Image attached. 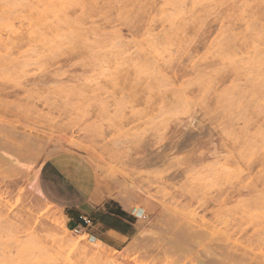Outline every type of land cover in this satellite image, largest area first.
Masks as SVG:
<instances>
[{
    "label": "rangeland",
    "instance_id": "obj_1",
    "mask_svg": "<svg viewBox=\"0 0 264 264\" xmlns=\"http://www.w3.org/2000/svg\"><path fill=\"white\" fill-rule=\"evenodd\" d=\"M10 2L26 3L29 0ZM133 2L136 3V7L126 14L127 26L122 29L124 33L135 34L146 27L145 21L157 14L155 6L163 3V0ZM184 2L188 5L187 11L181 14L176 10L164 9L160 14L165 16L166 23L156 21L153 27L157 32L161 28L165 30L175 28L184 39L186 32L192 34L198 30L199 36L191 49L193 54L217 29L218 23L233 22V28L228 30L229 33L239 32L241 27L245 29L248 27L247 24L239 26L234 21L226 19L229 12L232 16L235 15L231 9L221 10L219 19L214 18L208 22H205L206 18L198 16L192 19L190 16L192 0ZM216 2L219 3L221 0ZM235 2L250 5L244 10L247 13L245 19L256 26L264 24V0ZM223 3L227 4L228 0H223ZM77 11L69 9L66 13L67 19L71 20ZM42 16L47 20L51 19L46 14L31 12L23 7L14 8L7 13L0 9V37L3 38L0 40V52L7 54L12 65L9 67L0 60V127L3 132L0 135L3 137L1 144L4 147L8 145L10 149L21 148L20 154L26 158L43 155L45 162L53 160L65 168L69 165L77 167L86 175L84 181L91 180L98 201L112 199L135 216L132 234L119 245H107L108 248H103L105 257L112 258L116 264H264V234L261 232V228L264 227L261 223L264 220V216L261 215L264 205L260 203L259 198V191L264 188V154L257 150L250 155V162L240 166L251 182L245 181V185L238 188L235 196L229 194L231 202H226V210L220 213L219 220H215V215L208 209L197 210L195 215H185V212L193 210L194 206L189 207V203L180 200L178 196L168 199L163 195L169 191L166 186L182 183L179 179L182 177V169H178L174 161L177 153L194 166L220 164L228 177H234L231 183L235 185H239L242 178L235 169L229 171L235 165V161L230 154L225 155V148L218 134L206 127L201 118L195 115L181 116L174 113L168 117L171 122L166 125L159 118L149 121L147 117H141L145 120V123L141 124L138 118L130 117L136 126L131 127L124 121L128 129L125 132L127 138L111 145V150L109 146H102L111 131L110 124H104L99 128L76 127L74 118L65 110L64 102L56 101L55 97L48 95V84L56 79V74L65 71L71 60L65 62L60 60L56 63H42L37 60L35 63H40L43 69L41 72L35 68L32 61L21 63L17 59L21 57L26 42L30 39L29 25L36 27L35 21ZM182 22L183 27H177ZM10 28L18 35H10L7 38L5 32ZM9 40L11 43L6 46L4 42ZM226 40L229 49L227 57L235 59L237 56L246 55L247 46L241 40L230 36H226ZM205 70L208 71L207 65ZM33 71L39 74L31 75ZM186 71L185 61L179 59L167 69L173 78L182 76ZM72 72V76L80 79L86 75L81 69H73ZM94 86L90 82L85 84L87 88ZM145 103H148L147 99ZM251 111L252 107L249 106V113ZM5 125L9 127L5 128L6 130ZM248 125L247 118L241 115L238 127L242 129ZM28 142L31 143V147L37 143L38 148L29 151L24 147ZM10 165L0 158V217L13 222L24 232L29 222L33 229H40L42 235L36 232L32 234L43 241V251L33 256L34 262L51 264L52 260L62 258L64 264H68V252L61 248L58 242L66 240L76 242L79 240L78 236L82 234L91 239V235L87 230L81 231L78 235L73 233L77 224L75 220L70 219L69 213L37 200L27 186L30 175L21 170L18 172L19 168ZM70 170L76 178V172ZM78 184L81 185L80 182ZM131 185L137 189L134 191ZM177 200L179 202L175 203ZM124 203L128 205L127 208ZM137 209L142 211V218L136 212ZM205 211L209 212L208 216L205 215ZM60 215L65 216V227L69 231L64 232L60 228ZM201 217L213 222L205 224ZM138 226L142 227L144 236L136 237ZM2 227L0 224V228ZM13 234L19 236L18 232ZM27 239L28 236L23 235L19 236L17 241V247L22 253L21 259L28 258L23 255L24 251L37 246L35 241L28 239V242ZM133 242L137 248L124 252L123 248ZM86 250L89 248L86 247ZM73 258L82 260L75 255L71 256L70 260ZM93 258L94 256L89 255L85 261L83 260L84 264L97 262L109 264L107 262L109 259Z\"/></svg>",
    "mask_w": 264,
    "mask_h": 264
},
{
    "label": "clouds",
    "instance_id": "obj_2",
    "mask_svg": "<svg viewBox=\"0 0 264 264\" xmlns=\"http://www.w3.org/2000/svg\"><path fill=\"white\" fill-rule=\"evenodd\" d=\"M77 2L86 3L88 7L81 8L77 15L68 20L66 13L69 9H75ZM203 3L206 5L204 9L195 13L191 11L192 19L197 16L206 18L205 22L219 19L222 9L216 0H203ZM184 4V0H171L167 9L182 14L187 11ZM227 4L228 9L235 13L233 19L242 18L248 25L246 39L241 41L247 48L253 44L255 47L219 72L206 71L204 64H187L190 77L187 83L192 86L188 94L183 90H174L161 98L152 93L151 100L148 99L149 89L158 87L160 74L168 73L167 69L175 61L188 59V46L175 28L163 31L160 29L158 40L133 39L138 32L124 33L122 29L127 26L126 14L136 7L133 0H29L16 4L10 0H0V9L7 13L14 8L23 7L51 17L47 20L42 16L35 21L36 27L29 25L30 39L27 40L21 57L17 59L21 63L32 61L35 68L40 70L41 64L35 63L37 60L42 63L71 60L74 69L86 72L82 79L71 77L72 86L63 90L61 100L66 105L65 110L69 116L74 118L76 127L99 128L104 124L112 126L102 146H109L111 150V145L127 138L125 132L128 129L124 121L131 127L136 126L130 117L138 118L141 124L145 123L141 117H147L149 121L159 118L166 125L171 122L168 117L174 113L181 116L195 115L201 118L206 127L218 134L225 152L235 161V171L243 175L240 166L250 162V155L257 150L264 154V43L259 39L264 32V24L256 26L245 19L247 13L244 10L250 5L241 7V3H236L235 0H228ZM207 6L214 10L209 11ZM241 12H244L243 17L240 16ZM188 22L191 23V20ZM113 26L119 31H113ZM177 27L182 28L183 22ZM13 34L18 35L15 30ZM226 41L225 38L218 46L220 57H227L229 49ZM4 43L7 46L11 41ZM0 60L9 67L12 66L6 53L0 52ZM138 67L145 69L147 75L143 79L137 77ZM38 74L37 71L31 73ZM88 81H99L101 86L94 84L93 88H87L85 84ZM226 83H231V87L225 88ZM105 88L108 90L105 91ZM146 99L148 103H145ZM100 105L103 107H99ZM130 105H136L142 110L134 114ZM249 106L252 107L251 113ZM241 115L249 121V125L242 129L238 127ZM250 128L254 130H249ZM181 173L182 177L179 179L182 183L166 186L169 191L163 195L168 199L178 196L180 200H186L189 207L194 206V211L208 209L215 215L218 207L231 202L229 194L235 196L242 186L240 182L239 185L231 183L234 177H228L220 164L194 166L184 160ZM260 203L264 205L261 198ZM205 215L208 216L209 212L205 211ZM261 215L264 216V211ZM261 223L264 225V220ZM0 224L3 225L0 228V264H38L34 262L33 256L43 251V241L28 235L37 246L24 251L23 255L28 258L21 259L22 253L17 247V241L19 236L24 235V231L18 229L13 222L6 221V218L0 217ZM16 232L19 236L13 234ZM261 232L264 234V227ZM10 236H13L11 241ZM51 264H64V261L56 258ZM77 264H84V261L77 260Z\"/></svg>",
    "mask_w": 264,
    "mask_h": 264
},
{
    "label": "snow or ice",
    "instance_id": "obj_3",
    "mask_svg": "<svg viewBox=\"0 0 264 264\" xmlns=\"http://www.w3.org/2000/svg\"><path fill=\"white\" fill-rule=\"evenodd\" d=\"M171 3V0H163V3H160L156 5L157 9V14L155 16H152L150 19L145 21V24L147 25L146 27H143L140 32L136 34L133 39H141V40H148V39H153L156 38L158 40L160 36V32H157L155 28L153 27L154 22L159 21L160 23H166L165 16L161 15L160 13L164 10L169 8ZM219 7L223 9H228V4L223 3V0L218 3ZM185 7H188V5L185 3ZM247 5L244 3H241V7H246ZM88 5L86 3H80L77 2L75 4V9H77L76 15L80 12L81 8L87 9ZM206 5L203 3V0H192L191 3V9L193 12L200 11L204 9ZM209 11H213L214 9L211 6H207ZM244 13L241 12L240 16L243 17ZM227 20L229 21H234L235 24L239 25H244L246 24V21L243 20L242 18L240 19H233L231 13L229 12L228 16L226 17ZM233 28V22H229L227 24L221 22L218 23L217 29L213 31L211 35L207 37L206 42L202 47H199L195 53L193 54L191 52L193 44L196 42L198 36H199V31L196 30L192 34H189L188 32L185 33L186 37V43L188 46V52L189 56L188 59L185 61V64H191L192 66H195L197 64H204L208 66V71L209 72H219L222 70H225L226 67L232 63H234L235 59H239L241 56H237L235 59L232 57H220L218 55L217 49L220 43L226 38V36H230L232 38H235L236 40H242L246 39V29L244 27H241L239 32L236 31H231L229 33V29ZM164 28H161L163 31ZM113 31H119L118 28L113 26ZM259 39L262 43H264V32H262L259 36ZM171 47H174L172 45ZM252 47H255L253 44L251 47H248L246 49V54L250 53L252 50ZM74 69V65L70 64L68 67H66L65 71L62 74H56V79L53 80L48 84V95L49 97H55L56 101H60L61 97L64 95V89L70 88L72 86V80L71 76L73 75L72 70ZM43 69L41 70V72ZM137 77L138 79H143L147 74L145 72V69L142 67L137 68ZM190 79L188 75V71H186L182 76H177L176 78H173L169 73H164L162 72L160 74V79H159V84L156 89H149V96L148 99L151 100L152 98V93L157 94L159 97L163 98L167 96L169 93L173 92L174 90H183L185 94H188V90L192 87L187 81ZM92 84H95L96 86H101L99 81H88ZM231 87V83H226L225 88ZM108 89L105 88V91ZM95 94V92H93ZM74 107H78V105H74ZM99 107H103V105H100ZM130 110L135 114L140 112L142 109L137 107L136 105H130ZM225 155H227V152H225ZM13 159V162L15 165L22 170L23 172H29V173H35L39 172L44 166H45V157L43 155H37L34 156L31 159ZM175 166L178 169H184V157L177 153L175 158ZM235 169V165H233L232 168L229 169V171H232ZM240 172L243 173V168H240ZM245 181L251 182L248 180V175H242V178L240 180V184L242 186L245 185ZM247 190L245 189V192ZM245 193H242L244 195ZM259 196L262 200H264V188L260 189L259 191ZM235 206V205H233ZM226 210V206L218 207L215 211V220L220 219V213L222 211ZM195 215L194 210H190L189 212H185V215ZM43 215V213H41ZM201 219L204 221L205 224L212 223L213 221L204 219L201 217ZM39 223V221H37ZM33 232H36L38 234H43L40 232V229L36 228L33 229L31 222H29V225L27 229L24 232V235H32ZM83 237H81L82 239ZM13 239V236L9 237V240L11 241ZM74 251V249H73ZM68 255H72V251L68 252ZM68 264H77V260L73 258L72 260L68 261Z\"/></svg>",
    "mask_w": 264,
    "mask_h": 264
},
{
    "label": "crops",
    "instance_id": "obj_4",
    "mask_svg": "<svg viewBox=\"0 0 264 264\" xmlns=\"http://www.w3.org/2000/svg\"><path fill=\"white\" fill-rule=\"evenodd\" d=\"M71 167L69 165L65 168L53 160L45 162L37 179L41 196L47 203L56 206L52 205L53 207L69 213L76 226L82 228L79 217H87L91 225L84 230H87L94 240L108 246L119 245L132 234L135 216L112 199L98 201L91 180L84 181L86 175L83 171L74 168L75 166ZM69 168L76 172V178Z\"/></svg>",
    "mask_w": 264,
    "mask_h": 264
},
{
    "label": "bare ground",
    "instance_id": "obj_5",
    "mask_svg": "<svg viewBox=\"0 0 264 264\" xmlns=\"http://www.w3.org/2000/svg\"><path fill=\"white\" fill-rule=\"evenodd\" d=\"M23 2V1H22ZM12 14H13V12H12ZM17 16V15H16ZM20 17V16H19ZM199 17V16H198ZM29 18V17H28ZM40 19V18H39ZM240 26V25H239ZM241 26H243V25H241ZM13 28H10L8 31H6L5 33V36L7 37V38H9V36L10 35H14L13 34ZM15 33H16V31H15ZM6 126V125H5ZM4 126V130H6L5 128H7V126L5 127ZM9 128V127H8ZM7 128V129H8ZM0 129H1V127H0ZM3 130V131H4ZM3 134V132H2V129L0 130V135H2ZM4 137H5V135H4ZM16 137V136H15ZM2 139H3V137H0V152H2L1 154H0V158L1 159H3V160H5L6 162H8V164L10 165H12V166H14L15 168H18L16 165H15V163L13 162V159H10V157L11 158H15V159H30L29 157H25V156H23L22 154H20V152H22L21 150V148H19V149H14L13 147V149H10V148H8L7 146L8 145H6V147H4V145L3 144H1V141H2ZM70 141H71V139H70ZM9 145H10V143H9ZM38 146V144L37 143H35V145H32V147H31V143L30 142H28V143H26L25 145H24V147L25 148H27L29 151H31V150H33V149H36V148H38L37 147ZM10 147V146H9ZM59 147V146H58ZM43 149V148H42ZM55 149V148H54ZM79 149V148H78ZM3 150V151H2ZM28 151V152H29ZM10 165V166H11ZM17 170V169H16ZM15 170V171H16ZM14 171V172H15ZM20 171V169L18 170V172ZM22 171V170H21ZM23 172V171H22ZM30 176H29V178H28V183H27V186H28V188L31 190V192H33L34 193V197L37 199V200H42V202H46L44 199H43V197L41 196V194H40V192H39V190H38V186H37V179H38V174H39V172H35V173H29V172H27ZM15 176V175H14ZM8 179V178H7ZM162 185V184H161ZM132 186V185H131ZM128 187H130V186H128ZM132 188H133V190L135 191V189H137V188H134L133 186H132ZM132 188H130V190H132ZM124 189H126V190H128L127 188H124ZM127 191H125L124 193L125 194H127L126 193ZM130 194H131V192H129ZM126 197H129L128 195H126ZM131 198H133V196H131ZM126 199H128V198H126ZM136 199V198H135ZM47 203V202H46ZM127 203V202H126ZM126 203H124V206H125V208H127L128 207V205L126 204ZM135 203V202H134ZM48 205H50L49 203H47ZM145 205V204H144ZM147 205V204H146ZM145 205V206H146ZM50 206H52V205H50ZM164 206H166V205H164ZM178 206V205H177ZM49 207V206H48ZM53 207V206H52ZM53 208H55V207H53ZM55 209H57V208H55ZM58 210H60V209H58ZM136 212L141 216V218L143 217V215H141L142 213V211L140 210V209H137L136 210ZM162 212H163V209H162ZM144 213V212H143ZM140 216H138V217H140ZM162 216V215H161ZM170 217V216H169ZM168 217V218H169ZM144 219V218H143ZM59 226H60V228H62L63 230H64V232L65 231H69V230H67L66 229V227H65V221H66V218H65V216L64 215H60V217H59ZM175 221V220H174ZM161 223V222H160ZM139 225H140V223H138ZM142 225V224H141ZM136 227H137V225H136ZM175 230V229H174ZM53 233V232H52ZM70 233H72L71 231H70ZM73 233H75V232H73ZM80 233V232H79ZM78 233V234H79ZM143 233H144V231H143V229H142V227H140V226H138V228H137V232H136V234H137V236L136 237H139V236H142L143 235ZM47 234V233H46ZM50 234V233H49ZM77 234V235H78ZM144 236V235H143ZM157 236V235H156ZM156 236H154V237H156ZM207 236V235H206ZM79 237V240H77L76 242H74V241H71V240H66V241H60V242H58L59 243V246L62 248H64L65 250H66V252H69V251H72V255L71 256H78L79 258H81L82 260H84L85 261V259H87V257L89 256V255H92V256H94V258L93 259H102V258H106V259H109V257L108 256H106L105 257V254L103 253V248H108V246L107 245H105L104 243H102L101 241H99V240H94V239H88L87 237H86V234H82V235H80V236H78ZM81 237H83L82 239H81ZM148 237L150 238V236L148 235ZM151 237H153V236H151ZM153 237V238H154ZM195 237V236H194ZM205 237V236H204ZM142 238V237H141ZM29 239V238H28ZM28 239H27V241H28ZM134 239H135V237H134ZM138 239V238H137ZM201 239V238H200ZM136 240V239H135ZM155 240V239H154ZM26 241V242H27ZM29 242V241H28ZM85 243H88L89 245H87V244H85ZM86 247H88L89 248V250H86ZM113 248V247H112ZM134 248H137V246L134 244V242L133 243H129L128 245H126L124 248H123V251L124 252H128V251H130V250H133ZM139 248V247H138ZM73 249H74V251H73ZM116 253V252H115ZM119 253V252H118ZM119 255H120V253H119ZM71 256H69V255H67V263H68V261L70 260V258H71ZM117 256V255H116ZM52 259V258H51ZM50 259V260H51ZM206 259V258H205ZM53 261V260H52ZM109 264H116V262L111 258V259H109L108 261H107ZM49 263V262H48ZM50 264V263H49Z\"/></svg>",
    "mask_w": 264,
    "mask_h": 264
},
{
    "label": "built area",
    "instance_id": "obj_6",
    "mask_svg": "<svg viewBox=\"0 0 264 264\" xmlns=\"http://www.w3.org/2000/svg\"><path fill=\"white\" fill-rule=\"evenodd\" d=\"M79 221L82 223V228L80 226H76L73 229V232H75V234H78L82 230L90 227V225H91V221L87 217L81 216V217H79Z\"/></svg>",
    "mask_w": 264,
    "mask_h": 264
}]
</instances>
